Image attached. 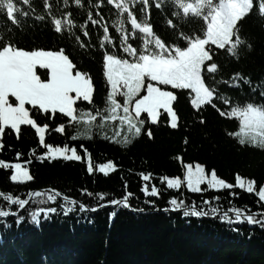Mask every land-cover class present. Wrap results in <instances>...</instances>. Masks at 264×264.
<instances>
[{"label": "trees", "instance_id": "trees-1", "mask_svg": "<svg viewBox=\"0 0 264 264\" xmlns=\"http://www.w3.org/2000/svg\"><path fill=\"white\" fill-rule=\"evenodd\" d=\"M15 2L28 16L17 15L20 21L17 27L0 8V33L5 39L14 37L13 42L26 49L65 48L78 68L90 73L93 79V101L91 104L78 102L84 104V109H78L79 112L91 110L95 115L97 110L103 111L110 90L103 75L104 50H114L123 55L119 52L121 37L115 31L118 25H115L114 7L109 6L107 0L100 8L90 7L98 0H82L81 7L74 6L73 0H68V6L63 4V0H47L51 3L49 13L45 9L46 0H30L29 6L19 0ZM254 4L256 6L250 14L238 23L239 35L245 39L238 46V59L227 50H217L212 46L215 53L213 62L218 64V70L211 76L205 73L206 82L229 97L228 105L214 97L216 107L204 105L196 109L191 103L193 94L189 90H174L178 97L173 104L179 118L178 127L171 128L168 114L162 111L157 124L146 119L141 135L127 138L131 143H127L125 138L115 141L106 136L103 125H98L99 117L91 125L86 122L70 125L63 114L36 113L33 110L32 115L38 123L50 126L45 142L55 146L66 143L69 147L75 146L82 156L81 161L62 158L41 161L38 157L46 149L40 145L31 126H21L19 138L14 130L5 129L0 138L3 145L0 160L21 164L31 161L27 166L34 177L33 181L24 184L13 183L9 179L12 169L0 167V192L5 195L27 198L29 191L51 188L89 207L111 199H122L129 192L133 195L127 208L109 205L95 212L81 213L77 206L67 216L59 211L62 199L58 198L55 204L40 205L57 207L58 213L48 219L41 217L39 224L33 223L29 217L36 204L30 201L24 210H19L16 205L10 207L0 197V206L4 210L19 211L24 217L19 224L14 216L0 218V264H264V227L261 225L247 222L230 224L219 215L185 217L182 210L164 211L170 207L168 201L177 198L189 205L194 202L198 209L202 201L211 200L212 206L218 205L221 211L235 206L249 214L264 212V201L259 200L256 192L248 193L236 186L235 179L237 174L246 180L254 179L256 191L264 186V149L250 144L241 145L238 137L230 135L239 130L238 120L220 115V111H230L237 102L241 105L245 102L264 104V14L259 12L258 0H254ZM141 7L143 5L137 4L133 9L138 19H143L139 13ZM148 10L149 22L166 43L177 42V31L193 34L204 28L202 19L191 15L186 20L183 17L174 19L176 30L169 28L166 20L172 18L173 5L168 2L158 9L153 0H148ZM89 11L94 19L99 18L97 12L103 15L115 41V49L108 42L101 48L103 30L99 25L89 22L86 28L89 35H83L80 26L87 21ZM69 12L76 25L73 34L69 35L66 30L62 33L54 31L53 19L62 18ZM125 27L130 31V22H126ZM129 42L140 47L139 33L134 40L130 37ZM235 74H240L242 79L234 81L232 77ZM220 81L227 83H217ZM235 83L239 87H229ZM87 119L85 116L84 121ZM201 119L204 123H200ZM61 123L66 126L64 134L52 131ZM149 128L153 133L151 138L147 135ZM83 149L91 155L92 174L87 171L88 155ZM179 157L185 164L199 162L206 165L209 173L215 169L234 187L201 193H192L186 185L179 190L168 189L166 182L161 183L163 176L180 175L183 178L184 169ZM108 162L114 163L115 170L107 175L100 173L98 165ZM142 173L152 175L149 188L155 184L160 193L158 197L144 195L141 190L144 184ZM84 190L93 195H82ZM97 193L106 194L105 200H98ZM113 212L116 213L114 217L110 216Z\"/></svg>", "mask_w": 264, "mask_h": 264}, {"label": "snow or ice", "instance_id": "snow-or-ice-1", "mask_svg": "<svg viewBox=\"0 0 264 264\" xmlns=\"http://www.w3.org/2000/svg\"><path fill=\"white\" fill-rule=\"evenodd\" d=\"M23 5L29 6L30 0H19ZM168 2L173 5L172 18L167 19V26L176 30L174 19L183 17L185 20L189 15L202 19L204 28L199 33L185 34L177 31L175 41L166 43L154 31L152 23L149 22L150 11L148 10V0H107L109 6L115 9V31L119 34V52L104 50L103 53V75L106 78L110 90L106 97V107L103 111H96L93 115L89 110L80 113L76 107L78 102L93 101L94 84L90 73L80 70L66 49H46L44 47L26 49L14 43V37H8L0 33V138L3 137L6 128L14 130L19 138L21 126H31L38 135L40 145L46 149L38 159L55 160L64 159L68 161H81L82 156L78 154L75 146L68 144L55 146L46 143V134L49 132V124H40L33 118V110L36 113L43 112L63 114L72 123L86 122L91 125L100 118L102 122L119 121L121 126L134 137H139L146 119L152 124H157L162 115L161 110L168 114L170 127H178V115L173 104L178 97L174 90H189L193 94L191 103L200 109L204 105H212L214 97L222 101L225 105L230 103L229 97L219 93L217 87L206 82V75L211 76L218 70V64L213 62V47L217 50H227V52L237 56L238 46L245 42L239 35L238 23L250 14V10L256 6L254 0H153L156 8L160 9L162 4ZM74 6L81 7L82 0H73ZM104 0H98L96 5L90 7L100 8ZM63 4L68 6V0H63ZM141 4L139 13L143 19H138L133 11L135 5ZM0 8L5 10V15L9 21L19 27L20 21L17 15L27 18L28 13L17 7L15 0H0ZM45 9L51 12V3L45 2ZM259 12L264 14V0H258ZM98 19L93 18L91 11L88 12L87 21L80 27L83 35L88 36L87 24L99 25L103 30V37L100 41L101 48L105 42L113 45L115 41L110 35L108 24L104 21L101 13L97 12ZM43 19V17H35ZM126 22H130V31L125 27ZM54 31L62 33L65 30L72 35L73 28L76 27L71 19V13H65L62 18L53 19ZM11 31V29H9ZM137 33L141 38V46H134L129 42L131 37L136 39ZM77 41L80 37H76ZM83 47V44H81ZM250 48L251 45L249 44ZM38 70H42L43 78ZM232 79L238 81L242 79L240 74H235ZM249 83L248 80L244 81ZM217 83H227L220 81ZM229 87H239L238 83L230 84ZM172 90H168V89ZM119 98H122V102ZM14 98V100L10 99ZM30 106V107H27ZM142 114H146L142 118ZM221 116L234 117L239 122V130L230 133L239 138L241 145L250 144L264 149V104L245 102L243 105L236 103L230 111H220ZM87 116V121L84 117ZM200 123H204L201 119ZM65 124L61 123L52 131L60 134L65 133ZM149 138L153 136L151 129H147ZM71 139L75 140L76 137ZM127 143L130 140L125 137ZM187 143V140H185ZM3 145L0 143V148ZM35 151V150H33ZM83 151L88 155L87 171L92 174L94 171L91 162V155L87 149ZM19 159V153L17 154ZM183 166V178L180 175L169 177L163 176L161 183L166 182V186L171 190H179L182 185H186L187 190L192 193H201L207 190L232 189L234 185L221 178L215 169L209 171L206 165L196 163H183V158L179 157ZM31 161L25 164L11 163L0 160V167L12 169L9 179L13 183L24 184L33 181L29 167ZM116 166L112 162L101 164L99 172L105 175L114 171ZM144 181L142 192L145 196H159V189L153 184L149 188L152 175L141 174ZM236 186L245 189L248 193L256 192L260 201H264V186L256 191V181L254 179H243L236 175ZM206 186V188H202ZM82 195L91 197L93 193L86 190ZM132 193H126L122 199H111L107 203H101L96 207H89L83 202H78L68 195H63L56 189H44L42 191H29L27 198L19 196L5 195L0 192V197L11 205H16L19 210H24L30 201L37 205L36 209L29 212L30 220L39 224L41 217L48 219L51 215L58 213L57 207H42L43 204H55L58 198L62 199L59 211L65 216L74 212L79 207L81 213L88 211H98L101 207L122 206L130 207L129 198ZM98 200L104 201L106 194L97 193ZM217 201L218 197L215 198ZM211 200L202 201V206L198 209L195 203L191 205L183 200L171 198L168 201L170 207L164 211H183L185 217L188 216H208L219 215L220 218L230 224L250 223L259 224L264 227V212L249 214L248 211L240 207L230 206L227 210L221 211L217 205L212 206ZM115 212L110 216L114 217ZM9 216L16 217L19 224L24 217L19 211L4 210L0 206V218ZM261 217L258 219L257 217Z\"/></svg>", "mask_w": 264, "mask_h": 264}, {"label": "rangeland", "instance_id": "rangeland-1", "mask_svg": "<svg viewBox=\"0 0 264 264\" xmlns=\"http://www.w3.org/2000/svg\"><path fill=\"white\" fill-rule=\"evenodd\" d=\"M38 71L40 72V74L43 78V75H44L43 71L42 70H38ZM168 90H172V89L169 88ZM10 99L14 100V98H10ZM118 99H120L122 102V98L118 97ZM83 106H84V104L78 103L76 107L78 109H81V108L84 109ZM27 107H30V106H27ZM162 111L163 110H161V112ZM142 118H145L144 114H142ZM100 124L103 125L104 134L106 136L110 137L112 140L120 141L122 138H125V137L129 138L132 135L128 132L126 125L121 126L120 122L118 120L117 121H107V122H101L100 121L98 125H100ZM100 165H98V169H99Z\"/></svg>", "mask_w": 264, "mask_h": 264}]
</instances>
